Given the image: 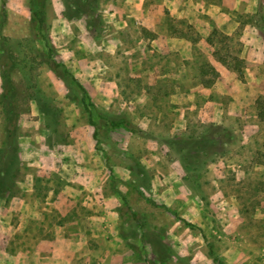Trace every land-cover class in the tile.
Here are the masks:
<instances>
[{"label":"rangeland","instance_id":"1","mask_svg":"<svg viewBox=\"0 0 264 264\" xmlns=\"http://www.w3.org/2000/svg\"><path fill=\"white\" fill-rule=\"evenodd\" d=\"M93 2L76 13L47 0L40 31L28 0H0V69L15 90L21 160L0 198V247L43 264L69 251L70 264H213L209 250L229 264H264V84L237 104L206 85L222 60L246 84L239 30L222 32L206 12L221 0ZM246 4L240 20L262 18L264 4ZM42 33L85 88L96 139L82 92L46 64ZM121 117L134 131H107ZM202 135L220 148L191 173L178 139ZM6 147L0 107V154Z\"/></svg>","mask_w":264,"mask_h":264},{"label":"trees","instance_id":"2","mask_svg":"<svg viewBox=\"0 0 264 264\" xmlns=\"http://www.w3.org/2000/svg\"><path fill=\"white\" fill-rule=\"evenodd\" d=\"M67 5L72 7V9L76 13H90L93 10L92 4L94 0H65ZM47 0H28L29 12H30V21L33 24L34 29L42 31L45 28V7ZM43 34V33H42ZM43 39L45 41V45L47 46L46 55L47 58L45 60L49 69L60 79L64 81L67 85L69 82L74 83L82 92V97L80 99V103L83 109L86 111L88 115V121L91 125L94 126V130L92 136L94 139L97 137V127L95 122L91 119V111L88 107V104L91 102H86L85 98H89L85 88L82 84L74 77V75L70 72V70L65 66V64L61 61L56 60L51 56V48L48 44L47 36L43 34ZM225 63V60H222ZM241 60L238 57L233 58V64L231 67L237 71L238 75H241ZM213 77L217 76V72L212 70ZM0 79H1V91H0V107L1 111L4 114V124H5V146L11 147L12 150L10 153H5L3 151L0 154V198L6 197L9 193V189L11 187L10 179L12 177L13 170H16L19 163V147L18 143H16V132H17V115L15 112V105L12 98L15 96V90L11 82L10 77V69L2 68L0 69ZM213 80H209L206 85H211ZM16 116V117H15ZM15 122V123H14ZM105 128L107 131L123 128L126 130L134 131V127L131 122L125 118H114L110 120H106ZM186 142L189 146L186 148V153L184 156V161H186L185 166L188 168V171L191 173H198L201 169L206 166V164L214 158L215 153L219 151L220 144L217 140L210 138V136L202 135L199 138H194L187 140V138L178 139V142ZM6 147V148H7ZM137 189L139 194L148 200L152 204H156V202L146 197L143 192L139 189V187L134 184V182L128 181L126 182ZM116 192L120 194V191L116 189ZM5 193V194H4ZM161 207L168 210L172 213L177 219H180L186 223V225L191 226L190 222H185L183 218L179 217L174 210H170L164 204H160ZM134 244H130V248L134 251ZM209 255L213 264H229L225 261L221 256L214 254L211 250H209ZM158 256V260L163 262L161 256Z\"/></svg>","mask_w":264,"mask_h":264},{"label":"crops","instance_id":"3","mask_svg":"<svg viewBox=\"0 0 264 264\" xmlns=\"http://www.w3.org/2000/svg\"><path fill=\"white\" fill-rule=\"evenodd\" d=\"M250 1L253 0H221L217 5H208V11H206L210 13L215 26L222 32L231 34L237 29L239 30L238 39L241 44L239 57L244 60L243 74L246 84L242 83V86H244L241 88L236 81L235 73L220 61L213 62L218 76L216 81L212 83V89L217 91L218 94L230 95L236 104L241 97L250 95L254 90L262 91V84H264V7H261L260 11L262 18L256 21L240 20L237 11L240 7L245 9L248 6L246 3ZM256 1H258V4H264V0ZM151 25L153 26L152 23L147 24V27H151ZM253 82L257 84L256 88L252 86L251 83ZM13 233H8V239ZM51 246L52 249L48 248L49 250L58 248L53 244ZM5 247H0V264H43L41 261L34 260L33 255H30L27 250L21 249L18 251L17 249L8 252ZM61 256L60 260H56V264L71 263L72 255L70 251L64 252ZM51 262L48 261L44 264H51Z\"/></svg>","mask_w":264,"mask_h":264}]
</instances>
